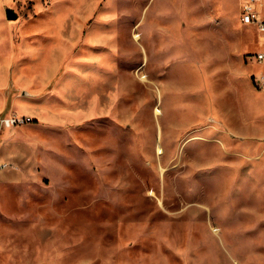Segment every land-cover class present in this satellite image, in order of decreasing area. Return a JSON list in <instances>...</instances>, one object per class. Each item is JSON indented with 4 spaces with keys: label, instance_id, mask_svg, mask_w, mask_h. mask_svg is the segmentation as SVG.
I'll use <instances>...</instances> for the list:
<instances>
[{
    "label": "rangeland",
    "instance_id": "obj_1",
    "mask_svg": "<svg viewBox=\"0 0 264 264\" xmlns=\"http://www.w3.org/2000/svg\"><path fill=\"white\" fill-rule=\"evenodd\" d=\"M242 2L0 0V264H264Z\"/></svg>",
    "mask_w": 264,
    "mask_h": 264
},
{
    "label": "built area",
    "instance_id": "obj_2",
    "mask_svg": "<svg viewBox=\"0 0 264 264\" xmlns=\"http://www.w3.org/2000/svg\"><path fill=\"white\" fill-rule=\"evenodd\" d=\"M262 0H243L241 6V20L245 24L256 23L261 31L264 32V19L261 17V3ZM259 60L264 59V52H259L256 54ZM19 122H24L23 118L16 115L6 117L4 119V124L6 126H14ZM8 163H1L0 167L6 166Z\"/></svg>",
    "mask_w": 264,
    "mask_h": 264
},
{
    "label": "water",
    "instance_id": "obj_3",
    "mask_svg": "<svg viewBox=\"0 0 264 264\" xmlns=\"http://www.w3.org/2000/svg\"><path fill=\"white\" fill-rule=\"evenodd\" d=\"M7 15H8V17L9 18H11V19H15V18H17V14L12 10V9H7Z\"/></svg>",
    "mask_w": 264,
    "mask_h": 264
}]
</instances>
